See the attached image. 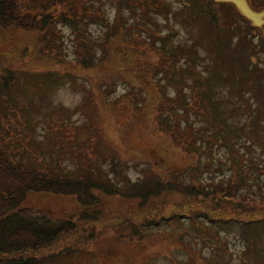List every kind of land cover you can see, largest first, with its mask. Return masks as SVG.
Instances as JSON below:
<instances>
[{"label":"rangeland","instance_id":"rangeland-1","mask_svg":"<svg viewBox=\"0 0 264 264\" xmlns=\"http://www.w3.org/2000/svg\"><path fill=\"white\" fill-rule=\"evenodd\" d=\"M204 1L13 0L21 9V20L18 25L0 27V151L22 165L33 162L35 167L46 168L59 162L66 171H95V177L101 172L105 174L101 180L121 186V195L102 196L98 208L111 219L94 229L96 243L82 253L59 257L56 264H264V227L251 226L259 239L248 244L254 237L245 234V225L211 227L202 220L195 228L181 220L182 224L174 227L171 219L169 224L172 207L186 201L183 194H162L145 210L155 214L156 223L166 219L158 228L169 234H155L152 226H142L140 231L147 235L125 241L117 234L127 235L129 229L117 230L108 224L137 208L123 190L128 182H150L155 173L165 177L174 175L175 169L177 173L184 170L186 180L188 176L205 183L209 178L229 179L238 158L237 140L246 135L257 145H249L255 152L245 159L254 168L246 189L257 193L253 194L256 197L264 195V150L258 146L264 142V77L259 81L257 70L264 69V56L256 52L258 65L244 60L247 57L237 61L257 50L259 37L251 35L252 29L243 26L241 17L237 28L235 22L229 30L224 26L220 31L221 24L219 29L213 27L209 14L199 10ZM247 2L252 12L263 14L259 26L251 25L264 38V0ZM66 7L90 10L93 15L98 9L99 17L70 25L65 22ZM31 9L33 15L28 12ZM230 9L218 6L217 10L235 19L233 11L230 15L226 12ZM47 14L53 28L43 33L44 40L37 28H21L29 16L40 19ZM249 79L258 84L259 92L250 89ZM22 100L30 101L40 111L38 115L28 110L21 115ZM247 104L255 111L249 127L245 112L240 111ZM24 114L29 130L26 142L11 132L17 130L18 121L21 126ZM158 121L170 127L177 122L176 131L184 133V140L179 139L175 146L176 140L170 137L174 130L162 134ZM210 122L222 128L215 129ZM199 125L201 135L205 132L207 138L201 139L200 148L198 139L195 147L191 141V137L198 138ZM29 147L41 156L29 152ZM196 148L198 155L193 152ZM207 159L211 163L208 169L203 167ZM195 161L198 163L190 168ZM174 179L177 181L169 176L167 181ZM239 191L240 195L246 190ZM247 200L251 202V198ZM223 202L224 213L240 215L233 202ZM22 206L62 220L79 219L85 210L75 196L35 192L26 195ZM259 210L256 207L254 211ZM145 221L138 219L137 224L150 219Z\"/></svg>","mask_w":264,"mask_h":264},{"label":"trees","instance_id":"trees-1","mask_svg":"<svg viewBox=\"0 0 264 264\" xmlns=\"http://www.w3.org/2000/svg\"><path fill=\"white\" fill-rule=\"evenodd\" d=\"M216 5L219 7H231V9L226 10V12L230 15L231 11H233L235 19L226 17V14H221L220 11L217 10L218 6ZM36 8L41 11V7L37 6ZM31 10L28 11L30 14L34 12L33 9ZM199 10L203 13L209 14V20L213 27L217 28V25L221 24V28H217L220 31L224 26H226L228 30L229 28L231 29L233 27V22H235L234 26L237 28V19L243 17L233 4L217 3L213 0H205L203 3L201 2ZM63 11L64 14L68 15L65 18V22L74 25L75 22L80 21L83 18L89 20L91 18L95 20L98 19V12L100 10L96 9L94 15L90 10L86 9L76 11L70 7H66ZM74 12L76 13L75 15L73 14L74 17H72L71 13ZM20 13L21 9L16 7L13 0H0V27L6 28L8 26L18 25V22L21 20ZM201 14L202 13L196 16H200ZM241 18L239 20L243 23V26L245 24L247 29H252L251 35H258L259 40L256 44L257 50L253 54L252 51L249 52V54H243L239 56L237 61L242 62L243 57H247L244 60L250 59L251 63L258 65L257 53L264 56V38L260 37V32L255 26H252L246 19L242 20L244 17ZM51 19L52 18L49 14L45 15V17H40V19H37V16H29L28 20L21 26V28H37L36 31L41 33L40 38L44 40L45 35H43V33H50L51 28H53L51 27L53 25ZM40 25L44 26L43 29ZM179 53L180 55L184 54L180 50ZM233 57L235 58V55ZM257 70L260 81L264 77V69L257 68ZM248 84L250 89L255 93L259 92L258 84L254 83L252 79H249ZM180 91L181 88L178 87V99L181 101L182 95L180 94ZM202 99L205 98L202 97ZM163 102H165V99H163ZM22 103L24 104L21 105V115L26 110H28L31 115H38L39 110L35 109L30 101L22 100ZM17 106H19V102L17 103ZM170 110L174 112L172 107ZM240 111L245 112V123L248 127L251 126L253 123L252 113H255L252 104L242 106ZM24 117L26 118V114L21 118V126L18 121L17 130L11 131L13 134H17L18 138L22 141H25L28 138L26 133L28 134L29 132L27 125L24 122ZM165 121H158V124H161L160 127H158V130L162 131V134L174 130L175 135L170 133V137L173 136L176 140L175 146H177L179 144V139L182 138L181 140H184L182 136L184 133L182 131H176L178 129L177 122L170 127L166 124L167 121ZM210 124L215 129L222 128L218 123L210 122ZM242 125L244 124L242 123ZM19 127L21 128L20 131ZM172 127H174V129ZM201 128V125L196 127L198 130L196 131L198 133V138L191 137L193 147L196 146L195 142L197 139L198 144H196L198 148H200L199 144L203 142L202 140H207L205 132L201 135L202 131L199 130ZM206 128L208 127L206 126ZM248 129L249 128H247V130ZM237 143L240 146L239 151L237 150L235 152V154L237 153L238 158L237 161H234L232 164L233 169L231 170L229 179L216 180L214 178H209L205 183V181H196L193 177L188 176V179L186 180L183 175L185 174L184 170H179L180 172L177 173V170L175 169L174 175L166 174L167 176L165 177L161 176V174L155 173L154 179L150 180V182L136 180V182L130 185L128 182L123 190L124 192L127 191L126 196H128V198L135 201V207L137 208L130 214L115 219L116 222L108 223L112 225L113 229H129L127 235L117 234V238L127 241L134 235H147L145 231H140L142 226H152L157 231L155 233L154 229H151L155 234L159 232L167 234V230L159 229L158 226L164 225L163 222H166L167 220L170 221V219L175 223L174 227L180 226L183 220H188L191 224H194L193 226L195 228L197 225L199 226L201 224L202 220H205V223L208 224L207 226L211 227L212 225L219 226L221 224L245 225V228H243L246 232L245 234H247L248 237H254L253 240H251V238L249 239L248 244H254L255 241L257 243L259 233L253 231V227L251 226L254 225L255 228L264 227V195L256 197L255 195H257V193H253L255 194L253 195L247 192L248 190L246 189V186L249 183L247 182L248 175H251L250 170L252 171L254 168L253 165L250 166L247 164L245 160L247 156H252V152H255V150L250 148L249 145H256V143L251 136L247 137V135L237 140ZM258 144V146L264 150V142H258ZM29 149V152L37 155L36 157L41 156L37 154L36 148L29 147ZM188 149L189 148L185 149V153ZM202 150L204 151V148H202ZM191 152L192 149L189 150L190 155H192ZM193 152L198 155L199 150L196 148ZM32 160L34 161L35 159ZM259 162L261 165V161ZM197 163L198 161L193 162V164L190 165V168ZM210 164L209 159H207L203 162V167L208 169ZM100 170L101 168H99V171ZM94 172H84L79 169L66 171L63 170L59 162L56 163L55 166L52 164L50 166L46 165V168L35 167L33 162L28 165H22L20 163L12 162L7 155L0 151V264H56L55 262L59 257H70L73 254L82 253V250H84L85 247H90L91 244L96 243L98 236L97 231L94 229L97 226H102L101 224H103V221L106 220V218V222L111 219L110 216L102 211L101 207L98 208V206H102V196L113 197L118 194L121 195V193H119L121 186L117 184L110 186L105 180H101L105 174L96 172L97 177H95ZM169 176H171L172 179L176 177L177 181H175V179L172 182L167 181ZM240 189L246 191L239 195L238 193L241 192L239 191ZM31 192L54 195H72L75 196L77 201L85 207V210L77 217L79 219L68 218L62 220L57 219L56 217L51 218L48 214L42 213V211L22 206V202L26 195ZM169 193L183 194V196H186V201L184 204L174 205V207H172L174 212L167 220L162 218L156 223V221L153 220L155 214L146 212L145 210L147 209L148 204L151 203L150 201L154 202L162 194ZM230 193L233 194L231 195ZM245 194L251 196H245ZM99 195H101V198H99ZM249 198H251L250 203L249 200H247ZM222 201H225L223 204L226 205V202H233L230 204L239 208L240 215L230 216L229 213H224L223 210L225 209L222 210L220 206ZM255 202L257 205L249 206V204H254ZM194 203L197 204L194 205ZM256 207L260 209L257 212L254 211ZM175 211L176 214H174ZM249 211L251 212L247 214ZM246 214L249 215L248 218H246ZM255 215L257 216L255 217ZM147 218H149L150 221L146 224H137L138 219L142 222H146L145 220H147ZM172 221H170L169 224ZM179 231L180 230L177 232ZM181 232L183 231H180V234ZM182 236L184 237V235ZM258 250L261 251L260 248H258ZM227 252L228 255H231L230 251Z\"/></svg>","mask_w":264,"mask_h":264},{"label":"water","instance_id":"water-1","mask_svg":"<svg viewBox=\"0 0 264 264\" xmlns=\"http://www.w3.org/2000/svg\"><path fill=\"white\" fill-rule=\"evenodd\" d=\"M214 1L231 3L236 7L239 13L248 20H250L253 25L259 26L261 24L260 18L263 14L252 12L246 0H214Z\"/></svg>","mask_w":264,"mask_h":264}]
</instances>
